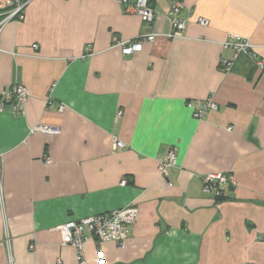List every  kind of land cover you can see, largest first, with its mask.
<instances>
[{"label": "crops", "instance_id": "obj_1", "mask_svg": "<svg viewBox=\"0 0 264 264\" xmlns=\"http://www.w3.org/2000/svg\"><path fill=\"white\" fill-rule=\"evenodd\" d=\"M172 1L151 0V28L116 0H29L2 26L0 92L28 98L0 112V264H75L58 228L126 207L137 220L123 245L89 240L86 264H264V78L243 54L220 68L232 35L264 59V0H181L184 38L169 40ZM151 30L130 56L113 46ZM209 96L218 110L195 119L187 102ZM37 125L58 133L30 134ZM208 174L236 187L206 195Z\"/></svg>", "mask_w": 264, "mask_h": 264}, {"label": "built area", "instance_id": "obj_2", "mask_svg": "<svg viewBox=\"0 0 264 264\" xmlns=\"http://www.w3.org/2000/svg\"><path fill=\"white\" fill-rule=\"evenodd\" d=\"M122 7L124 14L138 15L141 21L151 28L155 24L158 16L155 9L151 5V0H116ZM29 0H0V30L2 26L9 20L23 18V10ZM183 9L181 0H174L167 10V20L170 26L169 33L164 35L169 40L184 38L186 29V21L180 17ZM199 24L205 26L207 22L200 19ZM157 31L151 30L138 38L131 41H118L113 39V46L119 47L124 56H130L140 51L145 43L154 42L155 38L160 36ZM224 48L233 51L234 56L231 60H221L220 68L224 72H228L233 60L240 54L245 55L251 62L253 68L258 71L264 78V59L259 58L253 50V46L248 40L239 36H229V39L222 43ZM36 48V46H34ZM28 98V91L21 85H13L10 88L0 92V112L5 110L7 104L12 103L13 110L17 113L23 112V106ZM187 106L192 108L193 116L197 120L204 119L208 113L218 110V104L213 100L212 96L207 97L196 106L187 102ZM63 106H59L58 110H62ZM121 116V112L117 113V118ZM231 128H227L230 131ZM42 133L54 135L58 133V129L47 126L37 125L29 130V133ZM124 144L119 140H113V149H122ZM45 163H49L48 160ZM176 165V151L174 148H168L163 157L158 162V174L163 179L166 178L170 168ZM202 191L206 195L214 198H220L223 195L222 188L224 186L236 187V182L231 174H208L201 178ZM125 182L122 181L121 185ZM0 211L4 212L3 192L0 180ZM137 220V210L132 207L121 208L118 210L101 213L99 215L72 220L61 225L58 230L60 233V246L70 247L74 251L75 264H86L83 247L89 240H95L98 245L105 242H114L118 246H122L129 234V228L135 224ZM4 244L9 246L7 233L5 234ZM33 246L29 247L32 250ZM8 261L11 263V256L8 253Z\"/></svg>", "mask_w": 264, "mask_h": 264}]
</instances>
